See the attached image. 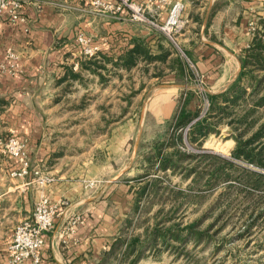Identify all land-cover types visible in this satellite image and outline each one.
I'll use <instances>...</instances> for the list:
<instances>
[{
    "label": "crops",
    "instance_id": "1",
    "mask_svg": "<svg viewBox=\"0 0 264 264\" xmlns=\"http://www.w3.org/2000/svg\"><path fill=\"white\" fill-rule=\"evenodd\" d=\"M19 1L27 31L20 22L0 18V59L6 47H12L21 68L14 75L0 71V264L6 261L14 225L31 213L41 196L56 205L57 214L44 236L38 264H103L118 244L133 194L129 181L118 179L113 153H118L119 145L100 141L120 136L117 125L102 129V104L124 101L125 106L132 105L137 90V99L152 106L159 118L172 117L176 97L189 87L185 69H198L210 93L226 90L239 73L252 40L250 25L258 27L264 17V0H134L146 4L148 15L160 22L174 1L181 2L176 44L164 32L125 15L87 13L84 10L91 0ZM79 31L93 37L102 53L119 60L115 64L121 65L117 67L121 77L138 69L143 75L163 69L155 76L156 88L151 92L144 80L141 87L116 80L104 84L95 75L88 84L75 81L70 90L77 92L58 98L63 87L71 84L60 81L66 73L61 68L75 48ZM135 46L143 51L135 52ZM88 99L94 114L91 129L87 128L91 114L85 111ZM70 105L73 109L67 108ZM113 118L119 122V117ZM10 134L26 144L29 168L24 175L12 174L20 168L19 161L1 149L2 140ZM129 134L121 136L127 139ZM34 170L52 180L38 183Z\"/></svg>",
    "mask_w": 264,
    "mask_h": 264
},
{
    "label": "rangeland",
    "instance_id": "2",
    "mask_svg": "<svg viewBox=\"0 0 264 264\" xmlns=\"http://www.w3.org/2000/svg\"><path fill=\"white\" fill-rule=\"evenodd\" d=\"M8 1L18 4L0 18L6 17L16 22L13 15H17L23 18L17 22L22 23L27 31L26 16L21 10L20 1ZM92 1L84 11L103 16L111 14L103 6L93 5ZM150 19L156 24L164 22L156 17ZM251 26L253 30L262 29L254 24ZM80 33L98 47L96 52L84 53L82 44L77 40ZM73 44L75 48H71L72 54L67 55L65 66L61 68L66 69V73L60 79L63 83L71 84H62L65 86L58 98L76 93V89L70 90L75 81L88 84L94 81L95 75L104 84L116 80L141 87L144 80L145 84L150 85L151 92L156 88L159 80L155 76L163 69H152L144 75L138 69L131 75L121 77V69H117L121 65L115 64L119 60L102 53L93 37L79 31ZM18 59L14 49L7 46L0 59V71L12 75L19 72ZM185 73L188 75L184 80L189 87L176 97L178 101L174 115L188 95L189 101H194L189 105L190 109L197 111L198 115L182 127L172 125L174 115L159 118L153 113L152 106H146L137 99L140 94L137 90L132 105L125 106L123 100L118 105L102 104V129L111 127L112 130L117 125L120 136L115 138L117 141L109 137H102L100 141L107 145L112 142L115 146L119 145L118 153H113L120 171L118 179L120 182L129 181L133 194L131 209L122 219L123 228L118 244L103 264H264V177L250 175L256 172L264 176V166L232 155L236 135L245 141L260 131V136L244 147L246 150L252 149L257 158L264 162V134L260 130L264 123V104L258 106L254 114L243 122L237 119L250 107L249 99L244 106L235 108L231 115L216 116L210 108V92L204 75L198 69H185ZM253 83L251 81V85ZM239 84L250 89L246 78ZM123 87L126 88V85ZM204 98H207L208 104ZM86 101L85 111L91 114L87 128L91 129L94 126L93 107L89 99ZM67 108L73 109L72 105ZM81 112L84 113L83 108ZM114 115L120 118L119 122L113 118ZM127 118L131 119L129 123L126 122ZM201 118L207 119L209 129L203 135L190 133V125ZM80 123L71 122V125ZM127 131L130 136L126 139L121 134ZM4 141L1 143L2 151ZM214 154L217 156L214 157ZM222 159L232 161L239 168L224 164ZM215 164L223 165L218 175L211 174Z\"/></svg>",
    "mask_w": 264,
    "mask_h": 264
},
{
    "label": "built area",
    "instance_id": "3",
    "mask_svg": "<svg viewBox=\"0 0 264 264\" xmlns=\"http://www.w3.org/2000/svg\"><path fill=\"white\" fill-rule=\"evenodd\" d=\"M158 1L166 2V0H147V2ZM17 2L9 3L8 0H0V16L10 8L16 7ZM95 6H103L114 17L125 15L131 21L151 24L160 31L164 32L168 38L174 43L175 34L181 27V11L182 4L180 1H174L171 5L167 18L163 24H156L147 13L146 4L138 3L134 0H93ZM16 21H22L23 18L13 15ZM253 29V27H251ZM77 40L82 44L84 53L91 54L96 52L97 46L93 45L91 39L80 33ZM207 103V98L203 99ZM208 104V103H207ZM3 151L18 159L20 168L13 171L12 174L24 175L28 172L29 161L24 141L13 135L8 136L3 143ZM40 183L49 182L52 178L42 175L38 170L33 172ZM57 214V207L50 203L49 199L41 196L33 206L31 213L17 222L12 231L11 240L7 245V258L3 264H23L25 260H30L31 264H38L40 261V250L44 244V236L52 225ZM73 219L72 223L76 222Z\"/></svg>",
    "mask_w": 264,
    "mask_h": 264
},
{
    "label": "trees",
    "instance_id": "4",
    "mask_svg": "<svg viewBox=\"0 0 264 264\" xmlns=\"http://www.w3.org/2000/svg\"><path fill=\"white\" fill-rule=\"evenodd\" d=\"M262 29H254L252 34V40L250 44L246 47L244 51V58L241 62V69L232 83L226 90L219 93H208V100L210 108L214 110V115L227 116L231 115L234 112V109L239 106H244L249 100L250 107L245 110L241 117L237 120L239 122L245 121L249 115H253L258 106L264 104V17L258 20V27ZM135 52L143 51V48L140 46L134 47ZM131 62V59H129ZM249 83V90L241 86L239 83L241 80L245 79ZM251 81L254 83L251 85ZM249 99V100H248ZM190 100V95L186 96L181 109L173 116V126L182 127L190 123L197 115L198 112L187 108V104ZM260 130L264 134V123L260 126ZM209 129V124L207 119L201 118L195 120L190 125V133H197L203 135ZM260 136V131L253 134V138H258ZM236 137V146L232 151V155L237 158H245L251 160L252 162L264 166L257 156L252 152V149L246 150L245 145L252 141V137L248 140L242 141L239 139V136ZM215 155V154H214ZM215 155L214 157H216ZM224 164L229 166H234L232 161L228 159H222ZM223 165L215 164L211 170V174L218 175L219 170ZM236 169L239 167L234 166ZM250 175L255 177H264L261 173L253 172ZM133 245H129L131 247Z\"/></svg>",
    "mask_w": 264,
    "mask_h": 264
}]
</instances>
